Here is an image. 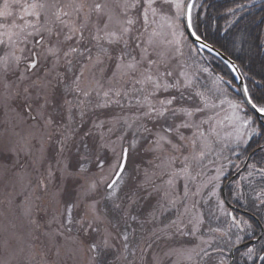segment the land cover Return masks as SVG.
Masks as SVG:
<instances>
[{"label": "rangeland", "instance_id": "1", "mask_svg": "<svg viewBox=\"0 0 264 264\" xmlns=\"http://www.w3.org/2000/svg\"><path fill=\"white\" fill-rule=\"evenodd\" d=\"M186 1L182 0L184 4ZM32 2L33 0H0V12L10 13V15L0 16V25L7 26V28L0 27V38L5 40L4 44H0V264H74V258L70 254V248L73 246L63 237L57 235L58 229L63 231L60 225L64 221L62 215L64 208L69 201L82 195L91 181H96L98 188L93 195L84 197V202L100 199L105 195L108 191L105 181L114 178L110 175V165L117 155L122 153L123 148L129 150L128 162L125 166L126 174L119 184L117 195L121 197L124 205L132 202L131 214L138 216L140 221H145L142 243L152 244V247L146 250L143 260H141L140 251L135 253V264H193V261L187 259L188 255H194L201 249L210 252L211 256L216 259L215 261L210 260L208 257H204L201 252L200 256L195 257L197 264H219V260H225L227 264H231V252L236 245L240 244L233 246L236 237L240 236L241 242H243L251 234L250 230L243 226V222L247 221L252 225L254 222L247 215L239 217L237 215L236 218L241 220V227H235L232 216H230V209L226 206L222 193L224 186L230 182V177L245 162L246 156L242 149L246 148L251 138L257 134V124L255 122L254 125H242L239 122H230L224 119L226 115L247 116L255 121L253 115L245 113L240 100L227 90L219 75L210 69L207 64L210 57L205 52L199 51L196 45L189 40L185 33L183 17L177 18L174 6L157 0L155 6L159 11L154 17L156 23L152 24L151 28H154L158 33L153 37L154 46L158 51L163 52L165 58L170 61L168 68L173 74L172 78H169L170 82L183 71L192 79L193 86L184 90L185 98L183 100L179 99L180 93L174 89H170L168 92L161 91L152 99L155 102L176 96L177 100L173 102V107L195 108L203 107L200 97L195 94L196 92H201L208 98L209 106L204 112L197 113L193 119L199 121L202 118L213 117L211 123L215 126L219 138L214 141V151L208 152L200 166L204 176L198 178L197 184L215 176L221 167L223 175L215 189L211 184H208L207 187L201 186L198 195L189 196L185 201L178 203L179 211L170 209L163 215L158 214L155 221L148 223L149 214L156 208L157 201L161 200L166 190L161 188L160 191L153 192V185H163L164 180L168 178L159 175L161 169L156 167L160 163L156 159L158 153L149 150L153 147L151 142L155 139L154 133L166 126L175 127L181 124L186 117L183 114H178L171 119L157 122L145 119L143 123L152 129V133H142L143 138L133 148L130 146V142L134 137V130H128L123 141L118 139L124 131V120L131 122L138 115L137 108L130 106L127 103V98H121V106L96 107L99 100L93 94L89 97L91 102L85 104L84 114L81 116L78 99L84 98L76 92H65V85L70 84L74 73L79 69V64L76 63V58L72 57L76 67L69 72L63 60V52L70 47L87 46L91 48V54L95 58L98 49L95 46L96 41L92 39V35L95 33L93 25L98 23V26L103 28L106 17L101 16L98 19L96 13L93 12L88 26L83 32L86 39L77 45V37L64 41V35L68 29L55 21L56 9L52 5L63 6L64 10L69 13V16L64 19L75 20L79 25L84 20V14L89 11V6L93 3L105 2V0H83L85 7L79 14V18H77L74 8L81 0H40L46 4V9L40 16V23L46 27H53L59 33L58 38L53 35L51 39L47 40V43L54 45L57 39L61 41L59 45L61 61L54 68L52 56H48L47 59L42 57L37 69L29 72L26 65L27 60L31 59L29 49L32 45L25 43L24 37L26 31L31 29H25V31L21 29L25 26V20L32 23H35V20L31 16L25 15L21 6ZM107 3L118 16L120 8L117 6V0H107ZM141 3L143 4V0ZM141 11L142 9L137 8L133 15H140ZM21 16L24 18L21 19ZM13 25L20 27H13ZM113 28L118 29V26L113 23L109 30ZM177 28L185 35L175 37L181 41L178 46L170 45L167 41L173 40V32ZM141 30H143L142 24ZM5 31L18 33L20 38L18 39L14 35L13 42L8 43V37L4 35ZM28 39L31 40L32 37H28ZM100 43L103 47L109 48L113 57L112 60L104 57V63L93 69L96 77L101 79L106 89L110 87L107 78L111 76L114 68L115 56L123 50V44L109 45L105 41ZM132 47L135 48V44H132ZM138 52L137 49L134 54L138 55ZM15 57H22L18 66ZM23 58H27V60ZM3 62L7 63V70H4ZM85 62L87 61H81V63ZM105 65H107V70L101 78L99 69ZM58 73L61 75H57ZM179 78L183 82L184 78ZM90 82L91 73L85 71L82 87L90 86ZM111 86H123L130 90L133 84L131 80H128L127 83L121 81ZM45 96L51 102L43 108V118H41L40 106L44 103ZM65 100L72 104L71 120H69V106L65 104ZM27 104L32 106L31 115L26 108ZM213 104L215 107H212ZM232 105L239 107L234 108ZM144 110L139 109L140 112ZM217 113L223 120L221 124L216 123ZM49 119L52 123L46 124ZM101 122H103V126L97 129L95 125ZM253 127L256 128L255 132L252 131ZM203 128L207 132L209 126L206 124ZM109 129L112 131L109 132ZM180 131L185 137H191L194 129L181 128ZM70 132L72 133L71 137L64 143L63 150H61L64 137L68 136ZM86 133L90 134L86 135ZM101 133H103V139H101ZM237 136H241L243 141L238 142ZM170 139L174 143H180L175 136ZM101 145H107V147ZM165 148L171 152L167 145ZM221 148L223 151H220ZM172 154L187 155V151ZM98 159L103 161V168L97 166ZM82 165L86 167V171H81ZM251 165L234 181L231 180L227 187L231 201L244 204L248 209L252 206L251 201L256 199L251 189L255 188L257 191L264 189V186L258 183L264 176L258 171L257 165L254 164L255 169ZM181 166V161L178 159L174 167L180 168ZM65 168L72 175H64L62 170ZM49 170L53 173L51 178L48 176ZM249 172H252L253 175L249 176ZM146 173L149 176H152L153 173L155 175L152 176L151 183L147 187H142ZM41 179H43L46 188L40 186ZM184 184L183 178L177 179L173 195L182 197ZM189 187L190 190H195L191 184ZM237 191H240L241 196L236 195ZM149 193L152 194L149 195ZM185 203L189 209L187 212L184 210ZM28 207H31L30 215L26 214ZM98 207L103 208V202ZM252 209L257 210V208ZM83 214L84 203H81L80 208L74 210L73 216L78 218ZM260 215L264 222V208H261ZM178 216L181 219L177 226L164 227L170 220H176ZM198 218H200V223L197 225ZM130 226L137 228L139 240L141 234L138 222H132ZM177 227L180 228V231H177ZM216 228L221 231H209V229ZM157 229H163V231H157ZM111 231L114 235L119 236L118 227L111 228ZM154 231L156 236L149 238V234ZM181 232L184 234L182 235ZM113 243L117 245V248L120 247L119 240L113 241ZM209 245L212 247L218 245L223 248V252H213ZM108 259L112 264H127V261L117 260L115 255H110Z\"/></svg>", "mask_w": 264, "mask_h": 264}, {"label": "snow or ice", "instance_id": "2", "mask_svg": "<svg viewBox=\"0 0 264 264\" xmlns=\"http://www.w3.org/2000/svg\"><path fill=\"white\" fill-rule=\"evenodd\" d=\"M157 0H117V6L120 8V13L117 16L112 8L109 7L107 0L101 3H93L89 6V11L84 14V20L79 25L76 24L75 20L64 19L68 17L69 13L64 10V7L58 4H53L52 7L56 9L54 13L55 21L61 26L67 27L68 32L64 35V41L72 40L73 37H77L76 43L80 44L86 38L83 34L84 29L88 26L91 14L96 13L98 19L103 16L106 17L103 28L98 26V23L94 24L95 33L92 35V39L96 41V47L98 49L95 58L91 54V48L84 47H70L67 51L63 52V60L67 66L69 72L76 67L73 63L72 57L76 58V63L79 64V69L74 73V78L71 80L70 84L65 85V92H76L79 93L84 99H78V106L80 107V115L83 116L84 106L86 103H90L89 97L93 94L98 98L99 103L96 107H109V106H121V98H127V103L130 106H134L138 110V115H136L135 120L128 121L124 120V131L121 136L118 137L121 141L124 140V136L128 130H134V137L130 142L131 147H135L140 143L142 133H152V129L148 128L146 124L143 123L145 119L157 122L161 120H168L175 117L178 114H183L186 119L181 122V124L175 127L166 126L162 129L157 130L154 133L155 139L151 142L153 147L150 151L158 153L156 159L160 161L157 168L161 169L159 175L167 176L168 178L164 180L163 185H153V192L160 191L161 188H165L164 194L161 200L157 201V206L149 214L148 223H151L157 219L158 214L163 215L170 209H176L178 203L185 201L189 196L195 197L199 194L201 186L207 187L208 184L212 185L215 189L216 185L221 182L223 175V168L221 167L217 174L213 177L208 178L206 181H201L197 184L198 178L204 176L203 171L200 166L203 160L207 157L208 152L214 151V141L219 138V134L216 132L215 126L211 123L213 117H208L207 119H201L196 121L193 117L197 113H202L209 106L208 98L201 92H196L195 94L200 97L203 107H173V102L177 100L176 96L168 97L166 99L156 100L153 102V97L157 93L164 91L168 92L170 89H174L180 93L179 99L183 100L184 90L189 89L193 86V81L188 77L187 73L180 72L177 78H173L170 82L169 78H172V71L169 70L168 64L169 60L165 58L163 52L158 51L154 46L153 37L158 35L151 25L156 23L154 17L158 14V9L155 6ZM162 3L168 4L169 6H174L176 9V16L185 17L186 22L184 28L191 29L187 34L193 39V44L199 43L200 49L213 50V45L207 43V37H205L199 31V25L193 18V7L194 3L190 2L184 4L182 0H162ZM71 6V5H70ZM85 4L83 0L77 3L74 8V12L79 18V14L83 12ZM142 9L140 15H133L135 9ZM244 5L237 3L235 8H229L228 12L233 15L240 9H243ZM22 12L34 18L35 23L25 20V29H31L26 31L24 41L25 43H31L32 47L29 49L31 56L30 60H27L26 68L30 72L37 69L38 64L43 57L47 59L48 56L53 57V67L55 68L61 61V49L59 47L61 41L57 39L56 44L48 45L47 40L51 39L53 35L59 37V33L55 31L53 27H46L40 23V16L42 12L46 9V4L40 2V0H33L30 4H24L21 6ZM10 15V13L0 12V16ZM24 17L21 16V19ZM115 23L118 29L113 28L109 30L110 25ZM141 24L142 29L141 30ZM0 27L7 28L6 25H0ZM13 27H20L19 25H13ZM151 29V30H150ZM147 36L145 37V34ZM4 35L8 37V43H12V37L15 35L19 39L18 33H10L5 31ZM184 36V32H180L177 28L173 32V40L167 41L168 44L179 45L180 40L175 39V37ZM47 36V39H46ZM28 37H32L31 40ZM101 41L107 42L109 45H114L117 43L123 44V50L119 51L115 56V64L112 70L111 76L107 78V83L110 87H104V83L101 79L96 77L93 69L97 65L104 63V57L108 60H112L113 57L109 51V48L103 47L100 43ZM5 40L0 38V44H4ZM135 44V48L132 47ZM139 50L138 55L134 54L136 50ZM103 54V55H101ZM216 55H221L220 52H216ZM155 57V58H151ZM22 57H15L17 66L19 65ZM87 61L81 63V61ZM4 63V70H7V63ZM233 71L237 70V65L232 64ZM107 70V65L99 69L100 76L103 78L104 72ZM85 71L91 73L90 86L82 87V80L85 77ZM207 71V69H205ZM61 75V74H57ZM179 77H183V82ZM127 78V79H125ZM252 80L253 89L249 90L247 84L242 85L243 91L246 94V102L254 109L257 113L264 114V84L256 81L254 78L250 77ZM131 80L133 87L125 89L121 87H113L114 83H119L123 81L127 83ZM139 85V87H136ZM27 91V90H25ZM191 99V97H189ZM51 101L47 96L44 98V103L40 106V115L43 118V108L49 104ZM223 103V101H221ZM65 104L69 106V120H71V108L72 104L70 101L65 100ZM212 107H215L213 104ZM234 108H238V105H232ZM26 108L29 115H31L32 106L27 104ZM139 109H145L140 112ZM35 119V117H32ZM123 119V118H121ZM216 123L221 124L223 120L219 118V113L216 114ZM224 119L230 122L236 121L242 125H254L255 121L248 118L247 116H229L226 115ZM52 121L49 119L46 124H51ZM208 125L209 129L205 132L203 126ZM103 126V122L95 125L97 129ZM194 129L191 137H185L180 129ZM112 129H109L111 132ZM252 131L255 132L256 128L253 127ZM71 132L68 136L64 137V141L61 144V150H63L64 143L68 141L71 137ZM90 133H86L88 135ZM175 136L180 143H174L170 137ZM101 139H103V133H101ZM237 141L242 142L243 138L237 136ZM165 145L171 149V152L165 148ZM102 147H107V145H101ZM87 148V145H85ZM187 151V155H173L172 153L180 154L183 151ZM114 151V149H113ZM128 148H123L122 153L118 154L116 159L110 165V175L113 176L110 181H105L106 191L105 195L100 199H92L84 202V197L93 195L98 188V183L96 181H91L88 185L87 190L80 195L77 199L71 200L67 203L62 213L64 221L60 225V229L57 230V235L63 237L67 242H69L73 247L70 248V254L74 258V264H112L108 259L110 255H115L117 260L127 261V264H135V253L137 251L141 252V260H143L147 249L152 247L151 243H142L144 241L143 232L145 231L143 225L145 221H140L139 217L131 214V201L128 205H124L120 196L117 195L119 184L123 181L125 176V166L128 162ZM223 151V148L220 149ZM163 155H160V154ZM181 161V167H174L177 160ZM98 167L103 168V161L98 159ZM253 169L256 166L251 165ZM85 166H81V171H86ZM258 171L264 176V167H260ZM64 175H72L66 168L62 170ZM155 173L152 174L154 176ZM249 176L253 175L249 172ZM48 176L51 178L53 173L51 170L48 172ZM152 176L146 173L145 181L141 185L142 187H147L151 183ZM183 178L184 184V195L182 197L173 195L175 190V183L177 179ZM243 179V177H242ZM192 185L195 190H190L189 185ZM40 186L46 188L43 179L40 181ZM255 194L256 199L251 201L252 206L259 203L261 208H264V189L257 191L255 188L251 189ZM152 193H149L151 195ZM215 194V193H213ZM236 195L241 196L240 191L236 192ZM103 202L104 207L99 208ZM81 203H84V214L80 215L78 218L73 216L74 210L80 208ZM195 206V205H193ZM184 210L187 212L188 206L184 204ZM26 214H31V207L26 208ZM181 217H177L176 220H170L168 224L164 225L165 228L177 226L178 221ZM235 227H241V220L237 219L236 216H232ZM132 222H138L139 224V236L137 228H132L130 225ZM200 223V218L197 219L196 224ZM243 226L250 230V235H248V242L245 243L246 250L243 256L247 260L252 259L254 256L261 260H264V224H258L253 226L251 223L244 221ZM119 228V236H116L111 231V228ZM196 227V225H193ZM157 231H163V229H157ZM177 231L180 228L177 227ZM209 231L220 232L221 229H209ZM183 235L184 233L181 232ZM227 235V233H224ZM151 236H156V232H151ZM158 238V237H157ZM119 240L121 242L120 247L113 241ZM241 243V237L237 236L233 244ZM209 247H212L209 245ZM213 252L222 253L223 248L218 245L212 247ZM201 252L204 257H208L210 260L215 261L216 258L211 256V253L201 249L200 252H195L194 255H188L187 259L193 261V264H197L195 257L200 256ZM132 257V259H129ZM245 261V264H246ZM219 264H227L225 260H219Z\"/></svg>", "mask_w": 264, "mask_h": 264}, {"label": "trees", "instance_id": "3", "mask_svg": "<svg viewBox=\"0 0 264 264\" xmlns=\"http://www.w3.org/2000/svg\"><path fill=\"white\" fill-rule=\"evenodd\" d=\"M237 3L243 4L244 8L235 15L229 13L228 9L235 8ZM193 8V18L199 25V31L207 37V43L237 62L249 90L253 89L250 77L264 84V0H196ZM205 53L210 57L207 60L210 69L219 75L227 90L243 104L241 94L235 90L234 72L217 56L207 51ZM246 113L253 115L248 110ZM255 122L257 134L242 149L246 160L250 157L244 171L251 164L264 167V119L255 117ZM258 183L264 186V178H260ZM227 196L232 200L230 194ZM250 220L256 226L264 224L251 217Z\"/></svg>", "mask_w": 264, "mask_h": 264}, {"label": "water", "instance_id": "4", "mask_svg": "<svg viewBox=\"0 0 264 264\" xmlns=\"http://www.w3.org/2000/svg\"><path fill=\"white\" fill-rule=\"evenodd\" d=\"M194 1L195 0H187L186 1V4L187 3H190V2H192V3H194ZM183 22H184V24H185V22H186V18L184 17L183 18ZM186 30V29H185ZM191 31V29H187L186 30V33H188V32H190ZM188 35V34H187ZM188 37H189V39H190V41L193 43V39L194 38H192L191 36H189L188 35ZM194 45H196L197 47H199V43H196V44H194ZM201 51H203V50H206V51H208V52H210V53H212V54H214L215 56H217L216 55V52L218 51V52H220L221 53V55H219V56H217L218 58H220L222 61H224L227 65H229V67L233 70V68H232V64L233 63H235V65H237V70L236 71H234V73H235V76H236V83H237V85H238V88H239V92L241 93V95H242V98H243V101H244V103H245V105H246V107L257 117V118H259L260 120H263L264 119V114H261V113H257L254 109H252L251 108V106L246 102V94L244 93V91H243V87H242V85H244V84H246L245 83V79H244V77H243V75H242V73H241V71H240V69H239V66H238V64H237V62L235 61V60H233L232 58H230L228 55H226L224 52H222L221 50H219L218 48H216L215 46H213V50L212 51H209L208 49H200ZM224 195H225V192H224ZM225 199L227 200V198H226V195H225ZM234 252V251H233Z\"/></svg>", "mask_w": 264, "mask_h": 264}, {"label": "flooded vegetation", "instance_id": "5", "mask_svg": "<svg viewBox=\"0 0 264 264\" xmlns=\"http://www.w3.org/2000/svg\"><path fill=\"white\" fill-rule=\"evenodd\" d=\"M234 205V209L232 210V214L231 216H241L243 215L245 208L243 205H241L240 203H237L236 201L233 202ZM257 208V210H253L251 211V218H254L255 220H259V222L262 221V218L260 216V210H261V206L259 205V203L257 204V206H255ZM249 211V210H248ZM244 216V215H243ZM260 216V217H259ZM254 225V224H253ZM248 242V238H246L243 242H241V247L239 252L238 250L234 253V259H233V264H245L246 258L243 256L244 251L246 250L245 247V243ZM246 264H264V260L259 259L258 257L254 256L252 259L247 260Z\"/></svg>", "mask_w": 264, "mask_h": 264}]
</instances>
